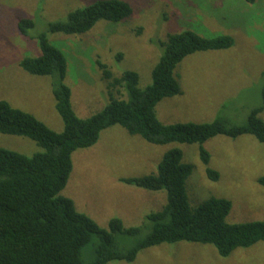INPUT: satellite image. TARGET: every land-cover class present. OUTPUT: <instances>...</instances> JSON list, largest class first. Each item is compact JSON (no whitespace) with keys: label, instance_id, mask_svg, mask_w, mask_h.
I'll return each mask as SVG.
<instances>
[{"label":"rangeland","instance_id":"374dc122","mask_svg":"<svg viewBox=\"0 0 264 264\" xmlns=\"http://www.w3.org/2000/svg\"><path fill=\"white\" fill-rule=\"evenodd\" d=\"M98 1L0 0V100L33 114L60 133L64 123L56 111L52 78L32 76L20 67L24 58L41 55L39 35L47 33L51 44L67 57L66 83L72 91V106L80 118H89L109 103L111 92L99 61L117 78L129 71L138 73L139 87L145 89L153 83L152 72L164 54L161 44L170 35L191 30L208 39L229 35L234 45L185 58L175 71L181 94L158 104L159 120L176 125L228 118L238 126L262 105L264 0L253 4L245 0H125L134 14L121 23L99 21L82 35L48 32L51 23L67 21L70 13ZM26 18L36 24L29 32L35 38L19 31V21ZM260 117L264 121V112ZM203 147L211 156L208 166L201 160L199 144L153 145L114 126L102 132L96 145L73 154V172L61 195L104 230L111 231L110 221L115 218L126 228L147 227V215L166 205V191L148 192L120 180L156 173L164 155L179 149L183 162L193 168L186 183L192 207L212 197L225 199L232 203L227 223L264 221V187L259 183L264 177V144L248 135L236 139L217 136ZM0 148L28 157L43 151L29 138L3 134ZM208 168L218 173L217 180L208 177ZM150 227L137 238L117 235L119 247L133 248L150 234ZM97 244L94 238L83 249L85 264H91ZM108 264H264V242L237 249L227 258L219 256L212 245L162 244L142 250L133 263Z\"/></svg>","mask_w":264,"mask_h":264},{"label":"trees","instance_id":"16d2710c","mask_svg":"<svg viewBox=\"0 0 264 264\" xmlns=\"http://www.w3.org/2000/svg\"><path fill=\"white\" fill-rule=\"evenodd\" d=\"M133 14V7L125 0H101L70 13L67 21L51 23L48 32L82 35L99 21L121 23ZM35 27L29 18L18 23L24 36ZM139 32L140 35L142 30ZM38 40L41 55L24 58L20 67L32 76L52 78L56 111L64 130L57 133L33 114L0 100V134L29 138L43 149L28 157L0 148V264H85L82 251L94 238L98 244L91 264L133 263L142 250L181 242L212 245L219 256L227 258L237 249L264 242V221L227 223L230 201L212 197L199 207L190 205L186 183L193 168L183 162L179 149L164 155L156 173L120 180L148 192L166 191V205L147 215V227L126 228L121 219L115 218L110 221L111 231L104 230L79 212L71 199L61 195L73 172V154L96 145L102 132L114 126L153 145L199 144L201 160L207 166L211 156L203 145L217 136L236 139L248 135L264 144V121L260 117L264 112V87L262 105L251 111L243 125L236 126L228 118L173 125L162 123L157 116L156 107L161 101L181 94L175 77L179 64L197 52L230 49L234 45L231 36L208 39L191 30L170 35L161 44L165 50L152 72L153 83L145 89L139 87L138 73L129 71L117 78L99 61L98 68L109 82L108 90L115 94L110 92L109 103L89 118H80L72 106V91L66 83L67 57L51 44L47 33L39 35ZM207 174L211 180L219 178L210 168ZM259 183L264 187V177ZM148 227L152 229L150 234L133 248L119 247L117 235L137 238Z\"/></svg>","mask_w":264,"mask_h":264}]
</instances>
